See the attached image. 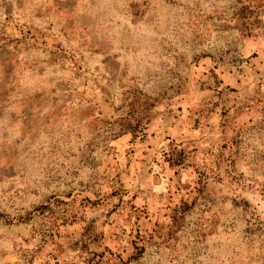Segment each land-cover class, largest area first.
I'll use <instances>...</instances> for the list:
<instances>
[{
  "label": "rangeland",
  "instance_id": "rangeland-1",
  "mask_svg": "<svg viewBox=\"0 0 264 264\" xmlns=\"http://www.w3.org/2000/svg\"><path fill=\"white\" fill-rule=\"evenodd\" d=\"M0 264H264V0H0Z\"/></svg>",
  "mask_w": 264,
  "mask_h": 264
}]
</instances>
